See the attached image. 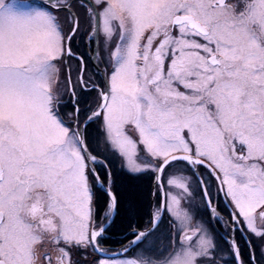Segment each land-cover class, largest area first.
Here are the masks:
<instances>
[{
    "label": "snow or ice",
    "instance_id": "6c2138e0",
    "mask_svg": "<svg viewBox=\"0 0 264 264\" xmlns=\"http://www.w3.org/2000/svg\"><path fill=\"white\" fill-rule=\"evenodd\" d=\"M0 264H264V0H0Z\"/></svg>",
    "mask_w": 264,
    "mask_h": 264
}]
</instances>
